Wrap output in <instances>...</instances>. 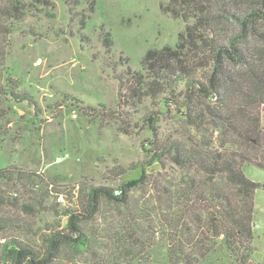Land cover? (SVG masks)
Returning a JSON list of instances; mask_svg holds the SVG:
<instances>
[{
  "label": "trees",
  "instance_id": "1",
  "mask_svg": "<svg viewBox=\"0 0 264 264\" xmlns=\"http://www.w3.org/2000/svg\"><path fill=\"white\" fill-rule=\"evenodd\" d=\"M29 1L0 0V32L7 31L3 20L20 21L34 2L47 0ZM165 12L187 25V36L176 50L149 56L158 66L146 70L151 81L118 78L130 94L121 95L126 115L136 108L132 98L142 93L184 119L178 136L162 149L158 145L155 154L174 166L169 178L178 180L169 182L158 202L162 212L135 203L124 187L123 195L91 187L77 209L60 213L65 226L48 236L43 249L14 237L5 240L4 264H152L160 237L168 240L170 264H201L220 245L244 264L254 254L255 197L261 186L243 169L264 171V0H170ZM21 88L18 79L0 74V102L36 108L35 98ZM107 116L124 119L119 111ZM141 121L156 132V113ZM38 181L43 183L35 173L0 170V208L30 210L5 185L24 188ZM2 222L6 229L22 227L12 219Z\"/></svg>",
  "mask_w": 264,
  "mask_h": 264
},
{
  "label": "rangeland",
  "instance_id": "2",
  "mask_svg": "<svg viewBox=\"0 0 264 264\" xmlns=\"http://www.w3.org/2000/svg\"><path fill=\"white\" fill-rule=\"evenodd\" d=\"M169 2L47 0L34 2L20 21L3 20L7 31L0 32V74L18 79L37 107L0 102V170L35 173L43 183L5 185L30 210L0 208V220L22 226L6 229L2 222L0 246L14 237L43 249L48 236L60 224L59 230L65 226L60 213L77 209L91 187H109L121 195L126 194L124 187L135 203L162 212L158 202L171 187L169 182L178 180L169 178L174 166L155 154L158 145L162 149L178 136L184 119L142 93L132 98L136 108L126 115L121 95L130 94L121 89L118 78L136 75L151 81L152 72L146 70L158 66L149 56L176 50L187 36V25L165 12ZM116 111L130 129L122 119L107 116ZM151 113L159 119L156 132L141 121ZM61 154L69 158L59 163ZM243 170L261 186L255 197V252L245 264H264V171L253 166ZM168 248L167 238L160 237L152 264H170ZM201 264L244 263L220 245Z\"/></svg>",
  "mask_w": 264,
  "mask_h": 264
},
{
  "label": "built area",
  "instance_id": "3",
  "mask_svg": "<svg viewBox=\"0 0 264 264\" xmlns=\"http://www.w3.org/2000/svg\"><path fill=\"white\" fill-rule=\"evenodd\" d=\"M68 158H69V154H61V155L57 158V161H58L59 163H62V162H65ZM116 194H117V195H121V192H120V191H117Z\"/></svg>",
  "mask_w": 264,
  "mask_h": 264
}]
</instances>
